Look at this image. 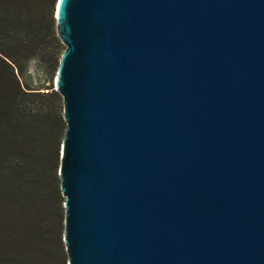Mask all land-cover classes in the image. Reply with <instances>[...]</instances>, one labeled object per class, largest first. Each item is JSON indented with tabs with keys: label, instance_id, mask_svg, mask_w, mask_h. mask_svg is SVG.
Wrapping results in <instances>:
<instances>
[{
	"label": "water",
	"instance_id": "obj_1",
	"mask_svg": "<svg viewBox=\"0 0 264 264\" xmlns=\"http://www.w3.org/2000/svg\"><path fill=\"white\" fill-rule=\"evenodd\" d=\"M66 264H264V0H56Z\"/></svg>",
	"mask_w": 264,
	"mask_h": 264
},
{
	"label": "trees",
	"instance_id": "obj_2",
	"mask_svg": "<svg viewBox=\"0 0 264 264\" xmlns=\"http://www.w3.org/2000/svg\"><path fill=\"white\" fill-rule=\"evenodd\" d=\"M55 3L0 0V264H66L57 175L65 123L52 85L64 45ZM31 60L44 75L35 85Z\"/></svg>",
	"mask_w": 264,
	"mask_h": 264
},
{
	"label": "rangeland",
	"instance_id": "obj_3",
	"mask_svg": "<svg viewBox=\"0 0 264 264\" xmlns=\"http://www.w3.org/2000/svg\"><path fill=\"white\" fill-rule=\"evenodd\" d=\"M28 68H29V72L31 74V84L32 85H35L36 83H39V82L43 81L44 75L42 73H40L39 71H37L34 60H31L29 62ZM47 82L48 81H45L44 83L46 84ZM52 82H53V79H52ZM58 198H60V199L63 198V196L61 195L60 191H59ZM61 206H62V204H61ZM61 211H62V217L61 218L63 219V210H61ZM60 225H61V227H60V230H61L62 229V220L61 219H60ZM61 240H62V237H61ZM63 249H64V247H63ZM64 253H65V251H64ZM65 256H66V254H65Z\"/></svg>",
	"mask_w": 264,
	"mask_h": 264
}]
</instances>
